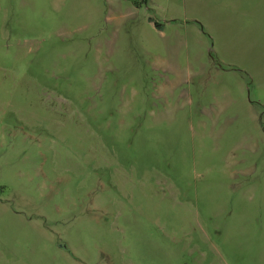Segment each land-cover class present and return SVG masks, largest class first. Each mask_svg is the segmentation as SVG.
<instances>
[{"label":"rangeland","instance_id":"obj_1","mask_svg":"<svg viewBox=\"0 0 264 264\" xmlns=\"http://www.w3.org/2000/svg\"><path fill=\"white\" fill-rule=\"evenodd\" d=\"M0 264H264V0H0Z\"/></svg>","mask_w":264,"mask_h":264}]
</instances>
